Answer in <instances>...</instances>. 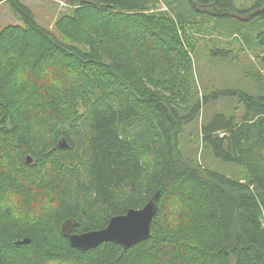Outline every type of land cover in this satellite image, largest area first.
<instances>
[{
	"label": "trees",
	"instance_id": "trees-1",
	"mask_svg": "<svg viewBox=\"0 0 264 264\" xmlns=\"http://www.w3.org/2000/svg\"><path fill=\"white\" fill-rule=\"evenodd\" d=\"M1 2L23 25L0 28V264H264L260 73L246 74L262 90L241 95V115L214 113L197 136L247 180L191 163L178 144L208 102L192 61L202 35L183 8L238 15L264 52V0L248 11L233 0H67L52 31L21 0ZM227 48L211 53L226 59ZM155 193L150 237L126 250L82 252L61 234L66 221L76 234L102 230Z\"/></svg>",
	"mask_w": 264,
	"mask_h": 264
},
{
	"label": "rangeland",
	"instance_id": "rangeland-1",
	"mask_svg": "<svg viewBox=\"0 0 264 264\" xmlns=\"http://www.w3.org/2000/svg\"><path fill=\"white\" fill-rule=\"evenodd\" d=\"M21 1L32 11L36 22L51 31L54 29L56 20L72 9L67 0ZM257 1L259 0H233L237 9L247 11L253 8L254 3ZM161 7L162 10H166L165 7ZM185 7L182 13L183 18L187 19L189 24L197 23V25H194L195 27H192L200 30L198 34L202 35L192 61L198 93L199 95H208V102L200 110L197 118L185 127V132L178 140L179 149L184 158L191 163L199 164L229 178L245 181L249 177L245 169L215 158L208 147L202 148L197 136L201 124L206 122L212 114L224 112L229 115L234 111L239 116L243 110V106L239 102L241 95H255L262 90L258 83L246 74L248 72H251V74L260 73L264 81V62L260 58L264 56V52L259 47L253 46L251 42L246 41V36H250L252 39L256 32L251 29V26L250 29L245 28L249 23L239 20L238 15L234 14L231 19L219 16H199L198 13L193 14L190 10L188 11V9H194L188 2ZM197 9L200 8L197 7ZM257 12L250 11L246 17H243L247 19L249 15L254 16ZM204 17H208V20ZM9 24L23 25L22 21L13 13L10 4L1 2L0 28ZM239 29L242 33L239 32ZM248 29L249 34H244L247 33ZM233 32L239 35L240 45L235 44L234 46V43L229 42V38L234 34ZM239 46L243 49L242 51H237ZM225 47H229L227 49L233 51L229 54V58L225 59L221 54L211 53L214 49L222 51Z\"/></svg>",
	"mask_w": 264,
	"mask_h": 264
},
{
	"label": "water",
	"instance_id": "water-1",
	"mask_svg": "<svg viewBox=\"0 0 264 264\" xmlns=\"http://www.w3.org/2000/svg\"><path fill=\"white\" fill-rule=\"evenodd\" d=\"M59 147L67 148V145L60 141ZM157 198L158 193H155L141 209H129L123 215L111 217L102 230L76 234L72 232L74 222L66 221L61 225V234L71 248L82 252L93 250L102 243H113L126 250L150 237L151 222L157 212ZM29 242L24 238L15 244L25 245Z\"/></svg>",
	"mask_w": 264,
	"mask_h": 264
},
{
	"label": "bare ground",
	"instance_id": "bare-ground-1",
	"mask_svg": "<svg viewBox=\"0 0 264 264\" xmlns=\"http://www.w3.org/2000/svg\"><path fill=\"white\" fill-rule=\"evenodd\" d=\"M203 103V102H202ZM104 228V227H103Z\"/></svg>",
	"mask_w": 264,
	"mask_h": 264
}]
</instances>
